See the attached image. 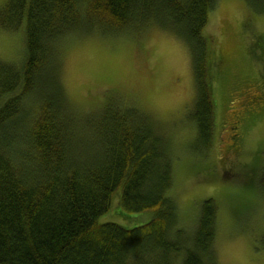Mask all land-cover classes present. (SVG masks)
Segmentation results:
<instances>
[{
  "label": "trees",
  "instance_id": "16d2710c",
  "mask_svg": "<svg viewBox=\"0 0 264 264\" xmlns=\"http://www.w3.org/2000/svg\"><path fill=\"white\" fill-rule=\"evenodd\" d=\"M243 1L264 13V0ZM216 4L2 2L0 26L17 30L23 25L24 54L18 64L0 59V264H216L215 199L201 200L189 231L179 226L170 193L173 159L153 120L118 98H105L93 112L74 113L56 58L60 42L76 32L138 31L152 25L172 32L191 55L195 97L187 117L195 126L194 148L204 156L212 146L219 66L228 62L226 53L214 54L205 34ZM262 79L264 84V73ZM242 107L248 108L245 122L250 123L263 111L264 92L244 100ZM238 117L229 122L234 150L243 143L244 117ZM259 188L264 193V169ZM108 211L128 221L137 218L128 216L135 213L148 218L133 227L100 222Z\"/></svg>",
  "mask_w": 264,
  "mask_h": 264
},
{
  "label": "rangeland",
  "instance_id": "374dc122",
  "mask_svg": "<svg viewBox=\"0 0 264 264\" xmlns=\"http://www.w3.org/2000/svg\"><path fill=\"white\" fill-rule=\"evenodd\" d=\"M152 26L127 32L95 28L62 40L56 58L68 106L81 115L101 108L105 98H118L148 114L173 159L170 193L178 225L188 231L195 226L201 200L211 197L217 204L215 263L264 264V193L259 188L264 107L250 123L245 122L248 108L242 107L244 100L264 92V13L243 0H217L210 13L205 34L214 54L226 53L228 62H221V79L215 80L213 140L204 156L194 148L195 126L187 117L195 97L189 49L172 32ZM23 54V25L17 30L0 26V59L18 64ZM242 115L243 143L234 150L229 122ZM109 211L100 222L133 227L148 218L135 213L128 216L137 218L128 221Z\"/></svg>",
  "mask_w": 264,
  "mask_h": 264
}]
</instances>
